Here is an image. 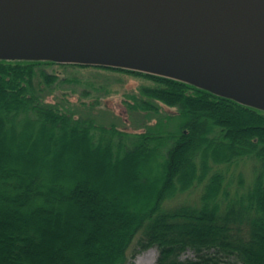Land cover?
I'll return each mask as SVG.
<instances>
[{
  "label": "trees",
  "instance_id": "trees-1",
  "mask_svg": "<svg viewBox=\"0 0 264 264\" xmlns=\"http://www.w3.org/2000/svg\"><path fill=\"white\" fill-rule=\"evenodd\" d=\"M114 73L140 80L133 130L106 121ZM149 248L155 264H264V109L141 70L0 58V264Z\"/></svg>",
  "mask_w": 264,
  "mask_h": 264
},
{
  "label": "water",
  "instance_id": "water-1",
  "mask_svg": "<svg viewBox=\"0 0 264 264\" xmlns=\"http://www.w3.org/2000/svg\"><path fill=\"white\" fill-rule=\"evenodd\" d=\"M0 58L141 70L264 109V0H0Z\"/></svg>",
  "mask_w": 264,
  "mask_h": 264
},
{
  "label": "rangeland",
  "instance_id": "rangeland-1",
  "mask_svg": "<svg viewBox=\"0 0 264 264\" xmlns=\"http://www.w3.org/2000/svg\"><path fill=\"white\" fill-rule=\"evenodd\" d=\"M75 73V72H72ZM111 76L114 77L113 81L115 82V79L120 78V81L115 82V91L112 92L110 95L105 96L102 99L103 107L106 106L105 103L109 106L111 109L110 112H107L108 115H105L106 121H112L115 120L120 126H126L129 129H134V125L138 122L141 123L143 118H141L138 114L131 115L126 105L124 104L125 98V92L132 91L137 88V86L140 84V80L132 77L129 74H121V73H114L111 74ZM78 99V97H77ZM86 100H92L91 98H86ZM164 112L166 111H174V108H169L167 106H163ZM169 113V112H167ZM139 120V121H138ZM257 166L256 161L254 160H244L239 165V168L237 169L238 172L242 171L245 174L246 180L249 182L252 181L255 175V168ZM195 253L192 250H188L186 253L182 254L179 259H184L186 257L194 256ZM157 256V251L155 248H149L147 250H144L137 254L134 261L131 264H155V259Z\"/></svg>",
  "mask_w": 264,
  "mask_h": 264
},
{
  "label": "bare ground",
  "instance_id": "bare-ground-1",
  "mask_svg": "<svg viewBox=\"0 0 264 264\" xmlns=\"http://www.w3.org/2000/svg\"><path fill=\"white\" fill-rule=\"evenodd\" d=\"M37 56L40 57H62V58H67V56L63 53H55V52H50V53H41V54H36Z\"/></svg>",
  "mask_w": 264,
  "mask_h": 264
}]
</instances>
